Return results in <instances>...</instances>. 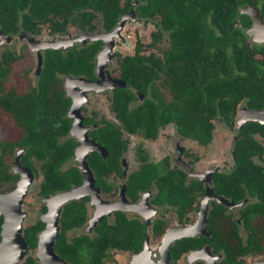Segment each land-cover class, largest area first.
Listing matches in <instances>:
<instances>
[{
	"label": "trees",
	"instance_id": "obj_1",
	"mask_svg": "<svg viewBox=\"0 0 264 264\" xmlns=\"http://www.w3.org/2000/svg\"><path fill=\"white\" fill-rule=\"evenodd\" d=\"M135 1L138 18L156 20L150 46L162 39L164 33L168 34L169 46L161 56L152 52L146 54L143 43L137 40L134 54L121 56V78L128 87L116 88L113 101L127 132L141 131L146 138H151L158 134L160 128L173 124L181 135L208 144L214 128L212 120L217 116L232 125L236 107L244 99L250 108H264V45L250 42L246 30L251 21L240 12L244 5L257 6L264 18V0ZM132 5L133 0H0V31L16 34L22 29L27 34L40 36L45 28L49 35L56 36L65 34L73 26L91 33L98 30L94 21L99 19L102 29L110 32L122 15L132 9ZM103 45V41L98 39L65 51L46 49L38 86L25 93L13 88L5 90L4 83L18 55L11 49L0 53V106L22 128L20 143L28 147L27 153L41 161L44 175L42 195L82 183L76 167L66 171L59 169L73 156L78 144L73 139L58 142V137L65 135L71 124L66 117L71 100L65 96L60 75H84L94 79L95 57ZM161 88L170 93V101H165ZM136 92L144 99L129 112L128 104L136 101ZM91 136L108 151L106 159L97 151L87 155L95 184L108 192L111 183L106 181V177L112 172L121 173L120 157L128 141L116 126L108 123L94 129ZM262 138L264 125L248 122L236 141L234 171L214 176L218 193L238 200L245 194L241 186L245 184L251 194H257L262 200L258 208L245 212L248 219L253 214L264 213V168L251 159L262 157ZM142 159L139 168L126 182L127 196L137 201L142 191L155 184L158 192L153 203L176 206L180 220L184 221L201 194V186L195 182L186 184V174L171 168L168 158L157 163L145 157ZM86 200L64 205L59 218L61 232L54 246L71 264L82 263L83 242L88 238L83 236L68 243L65 232L85 222ZM164 224L163 221H155L152 226L154 233H163ZM43 226L38 220L25 229L24 239L30 248L36 247L37 233ZM225 227L222 208L214 205L209 223L212 245L216 250L225 249L227 258L224 264H241L237 257L256 248L254 236L251 246L246 249L242 247L236 229L225 230ZM98 232V241L91 247L104 248L108 243L113 247L130 249L140 246L146 229L137 219H129L118 212L115 224L103 220L98 225ZM233 234L238 241L236 247L227 241L229 236L234 237ZM208 241L204 239L198 244L201 246ZM198 244L195 238L177 241L170 250V256L176 260L181 253ZM24 264L37 263L29 256Z\"/></svg>",
	"mask_w": 264,
	"mask_h": 264
},
{
	"label": "flooded vegetation",
	"instance_id": "obj_2",
	"mask_svg": "<svg viewBox=\"0 0 264 264\" xmlns=\"http://www.w3.org/2000/svg\"><path fill=\"white\" fill-rule=\"evenodd\" d=\"M135 7H134V10H135ZM136 16L138 18L137 14H136ZM96 21L99 22V19H96L94 21L95 25H96ZM97 27H98V25H97ZM74 28H76L77 30L84 33L82 30L78 29L77 27H74ZM68 30H69V28H68ZM68 30L65 34H62V35H66L68 33ZM23 32L26 35L31 36L32 39L38 37L35 35L27 34L24 30H23ZM94 32H91V33L87 32V33L94 35L95 34ZM8 35H14V34H8ZM56 36H61V35H56ZM249 38H250L251 43L264 45V43H258L256 41L252 40L250 36H249ZM152 40H153V38H152ZM92 41H94V40H92ZM68 48H71V46H68L66 48V50ZM102 48H103V46H102ZM46 49H55V48H45L43 50L42 66L39 70L38 77H39L40 72H41L42 67H43V57H44V51ZM58 49L62 50L60 48H58ZM144 49H145V47H144ZM62 51H65V50H62ZM98 54L95 57V67H94L95 78L94 79H89L84 75H79V76L60 75L61 79H62V77L66 76L67 78L73 80L72 82H74L73 83L74 86L71 90L73 91L74 95L71 94L72 92H70L66 88V85L64 84V81L62 79L63 87L65 90V96L69 97L71 100V104H70L68 111H67V114H66V117H68L71 120V124H70L69 131L65 135H61L60 137H58V142L63 143L65 140L73 139L78 144L74 149L73 156L70 159H68L67 161H65V163L59 169L61 171H66L70 167H76L80 171V174L82 176L81 185L83 184V174H82V172L78 166V164L80 163L82 158H81V160H77V158H76V162H74V164H68L67 166H65L68 162H70V160H72V159L74 160L76 150H77L78 146H80V143H81V141H78L77 138H73V137L65 138L66 135H68L69 133H72V131L73 132H79L81 134L85 133L87 135V137L90 138V141L92 143L96 142L100 146L101 150L92 149V150H90V152L91 151H97L98 153L101 154V156L104 159H106V157L108 155V151L104 146H102L99 142H97L91 136V132L94 129H97L101 126H104L105 123L113 124L114 126H116L118 128V130L122 134L123 138L127 139L128 144H127V148L123 151V153L120 157L121 173L117 174L116 172H112L106 177V181L111 183V190L110 191L106 192L100 186H97L95 184L94 173H93L92 169L90 168V166L88 165L91 172L93 173L94 187L98 191L97 192L98 193L97 194L98 195L97 196L98 201L97 202L95 201L97 204L95 209L97 208V211H94L93 214L91 213V207L94 204L91 201L90 195H85L80 199H72V200L68 201L67 203L63 204L61 207V212H62L64 205L69 204L72 201H79L82 199H88V200H86V203H85V207H86V220H85V222L82 225L76 226V227L69 229L65 232V241L68 243H71L76 238H80L83 236H86L88 238V240L83 242V251L81 252V256H80L81 262H82L81 264H161V254H162L161 249H163V247H165L166 244L168 243V242L163 241L164 237L167 235L168 232L171 231V233H172L173 231H175L172 229L174 227H177V226H188V227L194 229V231L191 229L192 235H189V236H186V235L182 236L179 233L177 236H175V238L173 239V241L170 245V248H169V264H180L181 259L183 257L186 258V260L189 262V264H224V262L227 258V254L225 252V249L220 248V249L216 250L214 245H212V242H211L212 233H211V230L209 229V223H210V214H211V211L214 209V205L221 206L222 211H223V220H224V223L226 226L225 230H227V228H228L232 231L233 228H235L237 231L238 239L240 240L243 248L247 249L251 246V243H252L251 239L254 236L256 248H251L252 251H249L245 254H241L240 256L237 257V259L241 261V264H264V213L253 214L249 219L245 215V212L252 210L254 207L258 208V204L262 203V200L258 197L257 194H251L246 189L245 184H241V186H243L245 189V194L242 198H240L238 200H235V199L227 196L224 193H218L217 191L219 188H218V185L216 184V181L214 180V176L216 174L217 175H221V174L222 175H228L234 171L235 166H236V161H235L236 141H237L238 136L241 132V129L248 122L245 123L242 128H238L237 123L235 125V116H234V123L232 125L230 124V122L227 123L220 116H217L215 118V119H219L222 122V124L225 125V127L228 128L230 131H232L234 129V132H235V134L233 136L232 151H231L232 165L229 169H224L220 165H212L206 171L197 173L191 167L192 163H187V162H184L182 159H180L179 156H182V152L184 150V147H182L180 145V141H179V143H176V147L180 153H179V156H177L175 158V162L173 161V159L170 155H165L164 157H162L158 161H153L150 159L149 155H145L146 156L145 158L148 161H151L153 163H157V162H160L161 160H163L164 158H168L171 168L179 169L186 174V184H189L190 182H195L196 185L201 186V188H202L201 194L198 197V200L193 204V207L189 211L187 217H185L184 221L180 220L179 214L177 213V210H176V206L169 205V204L155 205L153 203L152 200L155 199V196L157 195V192H158V188L155 184L151 188H149L148 190L142 191L140 194V197L138 198L137 201H132L127 196V193H126V182L129 178V176L139 168V166L143 160L142 157H144V156L141 157V154H139V153L137 154L140 163L131 171L128 170V168L124 166L123 156L129 147V138L125 137L124 134L125 133L126 134H132V133H129L125 129H122L120 127V124L117 121L109 120L105 116H101L99 118L93 114L84 116L80 110L81 104H79V108L77 111H73L74 115L71 112L73 109V106L76 105V103H74L75 98L79 102H82V100L83 101L86 100L85 96H86L87 92H90V91L91 92H98L99 91L97 88L98 84L96 83V82H98V79H99V73L97 70ZM133 54H134V52L132 54H126V55H133ZM146 54H149V53H146ZM118 56L120 57L118 80L122 85L116 86L113 89L112 100H110V103L114 108L113 111L115 113L116 119H118V117H117L118 111L115 110V105H114V101H113L114 91L116 90V88H119V87H128L126 82L124 80H122V78H121V68H122L121 64H120L121 63V56H125V55H120V53H119ZM262 57L263 56H261V58ZM9 74H10V72H9ZM9 74L7 75V79L4 83L5 90H8V88L5 87V84L8 81ZM38 77H37L36 85L32 84V83L29 84V86L25 92H27L32 87L38 86ZM94 84H96V85H94ZM25 92H19V93H25ZM136 96H137V99H136L135 103L136 102H137V104L141 103L144 99L143 95L136 92ZM163 96H164V99L166 102L171 100V95H170V98L167 99L165 97V93L163 92ZM133 104H134V102H130L128 104L129 112H131L133 110V108L137 105V104H135L133 106ZM242 108L256 109V108H250L247 104V99H244L237 106V109L235 111V115L237 114L238 109L240 111V109H242ZM82 110H83V108H82ZM0 113L2 114V115H0V217L2 218V221L0 223V264H12L13 259L17 255V252H18L17 246L12 241L14 223H11L10 226L4 230V242H2L3 241L2 229H3V222H4V214L2 211H3V209L7 208V206H11L13 203H15V201H16L15 195L17 196V193H15L14 196H8V195H10L14 192H18L21 185L24 188V185L27 182H28L27 187H29V185L33 181V179H35V178L37 179V177L38 178L41 177V181L38 185L37 194L39 195V197H41L44 200L45 204H43L40 207V210L42 212L41 216L39 218H37L33 224L26 226V227H23L22 232H21V236L24 239L25 229L36 224V222L38 220H40L44 226L37 233V241H36V247L35 248H33V249L30 248L27 241L24 239L26 244H27V247H28L24 256H26L28 250L35 251V256L34 255L33 256L27 255L25 257L23 264L25 263V261L27 260V258L29 256L32 257L33 260L37 264H56L52 261L50 254L46 250V245H47V241L50 237V231L51 230H46L40 237L41 232L46 227L44 221L42 220V217L49 210V213L45 215L46 220L49 222L54 217L56 210H57L59 204H61L60 203L61 200L63 199V196L58 195V194L66 192V191L70 190L71 188H73L75 186H80V185H72V187L70 189L55 191L54 193L49 194V195H42L40 193V191H41V184L44 180V175H43V171L41 168V161L38 160L35 156L29 155L27 153L28 147L24 146L20 143V141L22 140V137H23V130L21 127H19L15 123L12 115L9 112H7L6 110H3V108L1 106H0ZM7 116H9V118H11L13 127L16 128L17 130L21 131L19 138L16 140L7 134L6 135L2 134L5 131L1 128V127H3L1 124V123H3V120H1V117L4 118ZM214 120H212V123L214 125L213 131H212V139L208 144H201L195 139L183 136L180 133H178V131L175 129L173 124H168V125H171L174 128L176 135L179 136L181 139H189V140L193 141L195 144H197L198 146L206 147L211 142H213V140H214L215 129H216L215 124H214ZM251 122H256V121H251ZM257 123H259V122H257ZM259 124H261V123H259ZM168 125H166V126H168ZM261 125H264V124H261ZM166 126L160 128V130L165 128ZM160 130H159V132H160ZM159 132H158V134H159ZM157 135H155L154 137H151V138L154 139L157 137ZM87 137H85V138H87ZM257 138H259V137H257ZM261 142L264 145V139L263 138L261 139ZM84 144H86V139L84 140ZM80 154H81V150L78 153V157L80 156ZM146 154H148V153L146 152ZM87 155L85 157V161L88 164ZM251 159L255 162V164L260 165L261 167L264 168V153H263L262 157L255 156ZM36 161L40 163L39 168L37 167ZM182 165H185V167L183 168ZM32 175H33V177H32ZM115 179H119L121 181L119 183V187L117 185H115ZM26 193H27V190L22 197V204H23V202L26 201ZM102 194L110 195V197L112 196L115 198L111 199V201L110 200H104V199H102ZM46 202L48 205L46 204ZM113 204L114 205L121 204V205H120V207H117V209H114V208L112 209ZM204 205H206V206H204ZM161 207H169L170 209H172L175 213V218H176V221L178 224H176L172 227H169L167 220L162 215L157 216V217L150 220L151 216L149 213V211H150L149 209L154 208L155 210H158V209L160 210ZM135 208L137 210H135ZM204 209H206L205 213H204ZM129 211H136L138 215H136V214L129 215L128 214ZM118 212H120L121 214H124L129 219H137L138 221H140L145 226L146 234H145V237L141 239L140 246L138 248L124 249V248L113 247V246H110V244L105 243L104 248H102V247H98V248L91 247V245L93 243L98 241L96 236L99 233L98 232L99 223L103 220H106V222L109 224H113V223L115 224V220H116V216H117ZM60 215H61V213H60ZM59 218H60V216H59ZM157 220L163 221L165 223L164 224V231L161 234H155L153 231L152 226L154 225V222ZM203 221H205L204 226L202 225ZM50 225L52 226V222ZM58 227H59V230H58L57 235L55 237L54 244H53L52 248H53L55 254L60 258L61 263L71 264L69 260L62 258L61 255L55 249L54 245L56 243V239H57L59 233L61 232L60 219H58ZM78 230H82L81 233H76V234L72 233V232L78 231ZM71 233H72V235H71ZM233 236L234 237L229 236L227 241L230 245H233L234 247H236L238 241H237V238L235 237L234 234H233ZM157 237L160 238V242H161V244L158 247V254H159L158 258L155 257L157 255L156 249L153 248V243L155 240L154 238H157ZM187 238H195V240L197 241V244L198 243L200 244V242L203 241L204 239H207L209 241L206 242L205 244L201 245V246L198 244L197 246L190 248L188 251L181 253V255L176 260H173L170 256V250L172 249L173 246L176 245L177 241H181V240L187 239ZM39 241H40V245H39ZM38 245H39V251H38ZM81 249H82V247H81ZM95 251L97 253H94Z\"/></svg>",
	"mask_w": 264,
	"mask_h": 264
},
{
	"label": "rangeland",
	"instance_id": "obj_3",
	"mask_svg": "<svg viewBox=\"0 0 264 264\" xmlns=\"http://www.w3.org/2000/svg\"><path fill=\"white\" fill-rule=\"evenodd\" d=\"M136 6L137 2L133 0ZM134 6V7H135ZM133 7V9H134ZM135 11V10H134ZM156 20H145L137 18L134 14L132 18H130L126 23L122 30V37L123 39L115 38L116 44L114 48L110 51V54L106 58L104 62H102L101 55L97 57V69L99 61L101 62V70L100 74L104 76L98 79V92H87L85 99L82 102H79L75 98L76 105L73 106L72 114L74 115L73 111H77L80 106L81 113L86 115H96L98 118L101 116H105L109 120L117 121L120 124V127L124 129V126L121 122V119L118 117L116 119L115 113L113 111V106L110 103L112 100V91L116 86L122 85L119 80V62H120V55L132 54L134 52V46L137 40H140L145 49V53H156L158 56L162 55L163 50L169 46L168 34L164 33L162 39H160L154 46H150L152 42V35L153 31H156ZM96 25H98V30H96L93 34L97 36L100 33H104L101 23L96 21ZM91 35V34H89ZM59 39L65 41V43L60 44L59 47L54 46L55 43ZM92 37L84 35L81 31L77 30L73 26L69 27L68 33L66 35L61 36H51L48 34V31L44 28L43 32L40 36L33 38L31 36L26 35L23 30H19L18 33L14 35H1L0 33V53L4 49H11L15 51L18 55L17 61L13 62L11 65L10 74L8 77V81L5 84L6 88H13L18 92H25L29 86V84H35L37 82V77L39 70L42 66V56L43 50L45 48H55V49H62L66 50L68 46H75L81 47L82 45L92 41ZM104 46V45H103ZM104 48V47H103ZM102 53V51H101ZM99 55V54H98ZM66 88L72 92L71 94L74 95L73 91V80L67 78L66 76L62 77ZM162 91L165 93V97L167 99L170 98V94L167 90L161 88ZM139 102V101H138ZM241 103V102H240ZM239 103V104H240ZM137 104V102L133 104V106ZM238 104V105H239ZM237 105V106H238ZM83 108V110H82ZM237 109V107H236ZM239 109L237 114L235 115V125L237 123V119L239 117ZM0 115H2L0 113ZM6 120H5V119ZM1 117L3 123L1 127L5 132L3 135H9L13 139H18L21 131L17 130L13 127L11 118ZM215 124V136L213 142H211L206 147H201L195 144L193 141L189 139H181L179 136L176 135L174 128L171 125L166 126L165 128L161 129L159 134L156 138H146L141 131H137L132 134H124L125 137L129 138V147L125 152L124 158V166L128 168V170L134 169L139 163L138 153H142V156L146 157L145 155H149L150 159L153 161H158L165 155H170L175 162V158L179 156V151L176 147V143H179L184 150L182 152V156H179L184 162L192 163L191 167L194 171L204 172L212 165H220L224 169H229L232 165L231 162V151H232V142L233 136L235 134L234 129L230 131L219 119L214 120ZM87 135L85 133L73 132L66 135L67 137L77 138L78 141H81L80 146H78L74 160H70L65 166L68 164H74L77 160H81L84 153L90 148L89 143H86V146L82 145V142L86 139L90 143V138H85ZM84 137V138H83ZM84 146V148H82ZM82 151V156L78 157V153ZM146 152L148 154H146ZM105 154V153H104ZM126 162V163H125ZM181 162V161H180ZM179 162V163H180ZM37 167L39 168V162L36 161ZM183 168L185 165H182ZM33 177V175H32ZM41 181V177L37 179H33L30 183L27 193H26V201L22 204V212L24 213V220L22 223V227L29 226L33 224L37 218L41 216L40 207L45 204L44 200L39 197L37 194L38 185ZM121 181L119 179H115V185L119 187V183ZM115 197H110V195L102 194V199L110 200L114 199ZM94 205L91 207V213L93 214L94 211H97V206L95 201H92ZM121 204L116 205L120 207ZM135 210H137L135 208ZM150 213V220L162 215L168 222V226L172 227L177 223L175 218V213L169 207H161L160 210H155L154 208L149 209ZM129 215H138L136 211H129ZM194 217V216H193ZM82 230L74 231L73 234L81 233ZM71 233V235H72ZM151 238V237H150ZM153 248L156 249V256L159 257L158 254V247L161 244L160 238H154ZM27 255H34L35 251L28 250ZM18 262V264H23L25 257ZM180 264H189L186 258H182Z\"/></svg>",
	"mask_w": 264,
	"mask_h": 264
},
{
	"label": "water",
	"instance_id": "obj_4",
	"mask_svg": "<svg viewBox=\"0 0 264 264\" xmlns=\"http://www.w3.org/2000/svg\"><path fill=\"white\" fill-rule=\"evenodd\" d=\"M134 4L135 3L133 2L132 9L128 13L122 15V17L118 20L117 25L110 32L100 33L99 35L97 34V36L89 35V33L84 32V35L90 36L94 40L100 39L103 41V43H104L103 47L104 48H102V50H101L102 53L100 51L99 55H98V56L101 55V58L103 60L102 62H104L106 60V58L110 54V51L114 48V46L116 44L115 38L123 39L122 30L125 26V23L130 18H132L134 16V14L136 15V13L133 9V7L135 6ZM240 12L242 14L247 15L248 18L250 19L251 23H252L251 26L246 31L247 34L251 37L252 40H254L258 43H264V33H260V31H262V30L264 31V18L260 12V9L257 6L244 5L241 7ZM0 33H1V35H5L2 31H0ZM258 34H260L259 37H257ZM63 43H65V41L62 39H59L57 41V43H55L54 46L59 47V45L63 44ZM97 70H98L100 77H103V79H105L104 76H102L100 74V70H101V62L100 61H99ZM96 83L98 84V82H96ZM94 85H96V84H94ZM249 121H256V122H259L261 124H264V109H261V110L260 109L259 110L258 109H246V108L240 109L239 117L237 119L238 128H242L244 126V124L249 122ZM82 143H83L82 145L86 146V144H84V142H82ZM86 143L87 144L89 143L88 146H90V145L91 146L84 153V155L82 156V160L78 164V166H79V168L83 174V184L80 186H75L66 192L58 194V195H62L63 199L61 200V202H60L61 204H59L54 217L49 222L45 218V215L49 213V210L42 217V220L44 221L46 227L41 232L40 237L46 230H51L50 231V237L47 241L46 250L50 254L52 261L56 264H64V263L60 262V258L55 254V252L52 248V246L54 244L55 237H56L57 232L59 230L58 219H59V216L61 213L62 205L67 203L68 201H70L72 199H80L85 195H90L91 201H96V202L98 201V197H97L98 191L94 187L93 173L91 172L90 168L88 167V164L85 161V157L90 152V150H92V149L101 150V148L96 142L90 143L87 140ZM27 186H28V182L24 185V188L21 185L18 192H14V193L8 195V196H14L15 193H17V196L15 195L16 201L11 206H7V208L3 209V211H2L4 214V222H3V229H2V235H3V241L2 242H4V230L7 227H9L11 223H14L12 241L17 246L18 252H17V255L14 257L12 264H18V262L23 258L24 254L28 248L25 240L21 236V232L23 229L22 223H23V220L25 217L24 213L22 212V209H21L22 197L25 194L26 190L28 189ZM46 204H47V202H46ZM204 206H206V205H204ZM113 208L117 209V206L113 204L112 209ZM205 211H206V209H204V213H205ZM51 222H52V226L50 225ZM204 223H205V221H203V223H202L203 226H204ZM191 229L192 228H190L188 226H177V227H174L172 230L179 231L178 233L181 234L182 236H184V235L189 236V235H192ZM192 230L194 231V229H192ZM174 238L169 240L168 243L166 244V246L163 247V249H161V252H162L161 264H169V248H170V245H171ZM39 245H40V241H39ZM39 245H38V251H39Z\"/></svg>",
	"mask_w": 264,
	"mask_h": 264
},
{
	"label": "bare ground",
	"instance_id": "obj_5",
	"mask_svg": "<svg viewBox=\"0 0 264 264\" xmlns=\"http://www.w3.org/2000/svg\"><path fill=\"white\" fill-rule=\"evenodd\" d=\"M260 33H264V31L262 30V31H260ZM259 36H260V34L257 35V37H259ZM82 148H84V146H83ZM82 151H83V150H81V154H80V156H82ZM80 156H79V157H80ZM178 232H179V231H176V230L173 231L172 233H171V231L168 232L167 235L164 237V240H163V241L168 242L169 240H171L172 238H174L175 236H177V235H178ZM165 242H164V243H165Z\"/></svg>",
	"mask_w": 264,
	"mask_h": 264
}]
</instances>
